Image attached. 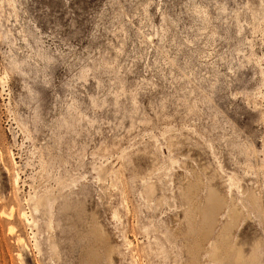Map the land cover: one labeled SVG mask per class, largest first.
Masks as SVG:
<instances>
[{
    "label": "rangeland",
    "instance_id": "1",
    "mask_svg": "<svg viewBox=\"0 0 264 264\" xmlns=\"http://www.w3.org/2000/svg\"><path fill=\"white\" fill-rule=\"evenodd\" d=\"M197 180L264 264V0H0V264H207Z\"/></svg>",
    "mask_w": 264,
    "mask_h": 264
},
{
    "label": "bare ground",
    "instance_id": "2",
    "mask_svg": "<svg viewBox=\"0 0 264 264\" xmlns=\"http://www.w3.org/2000/svg\"><path fill=\"white\" fill-rule=\"evenodd\" d=\"M188 176H190V175H188ZM99 180H100V177H99ZM230 180H232V179H230ZM228 183L230 184V182H228ZM110 185H111V183H110ZM230 190H232L231 187H230ZM203 193H205L204 198L202 197ZM61 194H63V193H60V195ZM216 194L213 192V190L211 188H207L205 186V184L202 183L200 180L195 181L192 184V186H189V188L183 194L185 206H187V208H188V210H187L188 211V229H187L186 233H184L182 235L183 236L188 235V236L194 237V234H195L197 236L196 240H195L196 246H199L201 249H196V250H199V251L202 250L201 253H205L204 260L207 264H248V262L245 260L244 253H243L242 249L237 245V239L235 236V231L237 229H239L240 226H242L241 224L247 218L252 217V215L254 214L255 204L252 203L251 201H249L248 202L249 204L246 205L247 202L245 203L244 200L241 199L240 200V206H239V203L236 204V202H234V201L226 202L225 200H222L223 197L221 198L219 196L221 198L220 199L219 197L216 196ZM238 194H240V193H237V195ZM56 199H54V200H56ZM47 200H48V198H47ZM31 203H32V201H31ZM37 207L38 206L35 207V211H38ZM63 209L65 211L69 210L70 209L69 203H65ZM117 214H115V215H117ZM115 215H113V216L115 217ZM22 216L26 217V214H23ZM222 217H224V222H221ZM117 218H119V217L117 216ZM117 221H119V219ZM120 222H121V218H120ZM54 224H55V221L53 218V213L51 212V217L49 219V230L50 231H53L55 229ZM67 224H68V221H67ZM112 225H114V224H112ZM117 229H118V227H117ZM216 231H217L216 237H215V239L212 240L213 234ZM85 233H88L89 237H94V236L98 235L108 244V246H109V258H107V259L109 260V263L112 264L111 258H112V254L114 253V248L109 241L110 236H108V233L106 232V230L102 226L94 223V224H91L90 231L84 232V234ZM168 234H169V232H168ZM171 236L174 237V239L175 238L177 239V237H178L177 235H173V233L171 234ZM61 241H60V243H61ZM85 241H86V238H85ZM89 242L91 244L92 241L89 239ZM50 245H51V247H49V248H51V251L52 252L54 251L55 255H57L58 258H60V253H59L57 244L51 242ZM184 246H182V247H184ZM182 247H180V248H182ZM187 248H189V247H187ZM182 249H179L180 251H178V254L176 255L178 259L182 258ZM162 251L164 253L165 252L167 253V251H165V248H162ZM193 251H194L193 249H190L187 251V254L190 258V264H204L203 259L199 258V256L197 258V256L195 255L196 258H193L194 257ZM196 252H195V254H196ZM118 253H120V252H118ZM198 253H200V252H198ZM201 253H200V255H201ZM62 254H64V253L62 252ZM161 256H163V255H161ZM63 259H64V257H63Z\"/></svg>",
    "mask_w": 264,
    "mask_h": 264
}]
</instances>
